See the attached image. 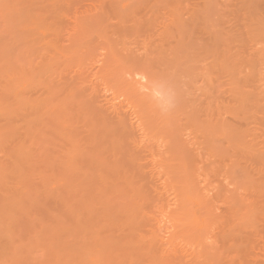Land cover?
Masks as SVG:
<instances>
[{"label": "bare ground", "instance_id": "1", "mask_svg": "<svg viewBox=\"0 0 264 264\" xmlns=\"http://www.w3.org/2000/svg\"><path fill=\"white\" fill-rule=\"evenodd\" d=\"M44 1L46 3L51 2L50 4L54 7L51 6L50 8L42 9L40 7L41 10L38 11L40 12V14H38L37 16L40 15L43 21L49 20V22L52 23L53 26H51L48 22L49 25L55 30L62 24L63 21L61 22V18L63 16L65 17L64 13H66V11L59 9L60 5H63V3L65 5L66 3L64 2V0ZM78 1H76V4ZM130 1L128 0V2ZM238 1H240L241 3H238L236 0V2L238 3V6L236 3V8L239 7L244 12L258 9L259 5H261V3L259 2L260 0L256 2L260 4H256L252 0ZM242 1L243 4L245 3L244 6H242ZM249 1L251 2V4L253 3V5H256L253 6L251 4H248ZM73 2L74 1L70 2L71 5H75L74 7H76V4H72ZM95 2L94 4L96 5V8L93 6L92 7L96 10H99V13L101 12V14L103 13L105 15L103 16L104 18L102 17L103 19H105L104 21H102L103 19H93L92 17V19H89L91 22L88 24L87 22L89 21L87 20L86 22V19H88L86 18V14L85 16H81L86 18L84 19V21L83 18L82 20L78 18L80 17L79 14H81L83 11L81 13L78 12L79 14L76 16L74 15L76 17H74L76 19V22L72 27V31H74V33L86 35L88 34L87 30L91 25H95V27H97L94 28V34H91V36H89L87 40L82 42V45L90 47L93 44H106L105 51L107 54H110H108L109 56H112L111 62H113L118 68L124 67L129 60L137 58H141L142 60L143 58V63H141L142 68L140 69H142L141 71L144 72L143 70H145L144 68L146 66V70L151 66L153 67L152 60L156 58L159 62L157 63V60L155 61L156 63L154 65V68H163H160L161 73L165 74L164 76L174 83V89L177 88L176 91H178L179 95L181 96V98L179 97L181 99V107L178 108L180 114L175 111V113L178 114V116L176 115V117L175 113H173L176 118H172L175 119H172L171 116H165L161 118V123L162 125L164 124V127H158V129L160 130L162 135L164 134L166 137H164L163 135V141H158V134L156 133L157 135L155 136V133L153 134L152 132L157 128L154 126L153 121H151L147 117L152 107L148 105V101H144L143 99L136 96L138 88L135 86V83L137 85V82H127V84L120 90V93L126 98H129L131 104L135 106L136 112L141 119V125L144 127L143 130L146 131L145 136H147L148 134L151 139L149 137L148 138L152 142L155 139L156 141H158V143L164 142V146H166L167 148V153L165 154V156H168H166V159L163 156V159H160L159 161L164 162V159L165 161H168L170 159H173L174 161L175 158H177H174V156L176 155V151H180L178 149V147H181L180 144L183 143L181 148L186 147L187 142L184 143V141L187 138H192L191 142L189 141L187 144H191L192 142L196 144V148L191 146L193 150L192 153L195 152L194 149L202 150L198 151L200 152L199 156L197 155L196 151V154H192L195 156L191 155L189 159H186L187 155L184 159V157L181 156L183 155V153L180 155L181 160L176 159L179 160L180 163L183 159L185 161L188 160L186 163L183 161V163H181V167H178L179 170L182 168V166L183 169L186 167L190 169L189 171H187L188 173H190V176L187 175V178L189 177L188 179L182 178L185 177L184 174L185 170H188L187 168L184 171L183 169L181 170V172H184V174L182 173L183 175H178V173L175 172V170H177L178 168H174V165L176 163H172V168L175 169L174 172L170 167V164L168 165L167 163H165V165H163V167L167 170L169 168L172 169H169L167 171V182L171 183L169 189H172L170 190L171 193L168 192L167 194L172 196V199H165L162 205L161 203H158L157 205H161V207L163 208V212L169 214V216L172 217L171 220L174 226L172 224L171 225L175 230L177 228L178 235L183 236L187 234H193L199 237L198 239L200 240V242L194 246L196 250H198L199 248L201 250H205L208 246V238H213L214 218V230L216 231V233H218L217 235L220 237L223 246L228 249H233L234 251H237L239 253L246 254V252L248 251L247 247L252 244V239L258 232L255 227H253V225L249 226V224L247 223V217L250 218V215L249 213L244 212L243 206L247 204L246 201H248V199L250 200V198L252 197L250 200V202L253 201L251 203L252 206L250 207L251 210L253 209L255 211L256 208H261V206L263 210L264 189H262V187H264V177L262 176H264V150L258 148V144L255 143L256 141H253L250 137L252 133L248 128L249 122H245L243 124L241 123V119L245 118V114L247 115L248 111L256 113L258 110L260 113L263 112L264 114V108H262L263 110H261L260 107L262 105V103L260 105V102H263L264 99L263 20L261 19V21L258 16V18L256 16L253 17V15L249 16L250 18L256 17L255 19H257V21L259 19L258 22L256 20H252L258 24L261 21V23L259 25L257 24L258 26H256V23L250 20L256 27V30L253 29L255 30V35L253 36V38L260 37L259 40H249V38L246 39L248 36H245V38V34L241 33V31L239 33L241 35L237 34L236 36V34L234 35L235 32L232 31L231 33L229 32L228 37L225 39H223L224 36H220V38L218 37L216 38V40H213L215 39L213 38V29L210 28L208 22L207 23L209 27L207 26L206 21L208 20L204 19L205 17L208 19V16H203L204 18H201L203 23L202 24L200 23L201 20L197 16V13L199 12H197L192 16L198 17V24H201V26L199 25L197 28L201 31L200 34H197L199 35V37H197L196 35L197 38L193 37L194 39L191 40L186 39L185 37H178L177 40L175 42L173 41L172 43L165 40V35H163L164 38H162V34L160 35V37H156V39H151L149 35H146L145 32L147 33L148 29H145L146 27H149L143 22V19L139 18L140 16L136 11L135 13L138 15V19L136 18L137 20H135V25H137V27H135L134 22L133 24H131V22L129 21L130 19H128V17H124L122 15L121 9L119 10V6L117 4L119 3L118 1H116L117 3H115V1L112 0H95ZM46 3L43 2V6H45ZM120 3L121 7L125 5L127 6L129 4L123 3V5L122 2ZM240 4L242 7L240 6ZM138 6L136 5V7ZM262 6L263 8H261ZM92 7L91 9H93ZM261 7L259 8L260 12L261 9L263 11L264 4L261 5ZM133 8L134 7H132V11ZM90 10L87 9V12H89ZM118 10L121 11V13H118ZM92 11L90 12V14L92 13ZM99 13L94 14L99 15ZM253 13L255 14L254 11H252V14ZM246 16L248 17V13ZM43 17L45 20L43 19ZM89 17H91V15ZM260 18H262V16H260ZM193 19L194 21L196 20V18ZM249 19H247V23H249ZM243 20H241V22ZM137 22H140V24ZM142 23H144L146 27L142 25ZM244 23L246 24V22ZM35 24L38 25V23ZM108 24H111L112 27H109ZM198 24L196 23V26ZM141 26L145 28L143 29L141 28ZM254 26H251L250 28L252 29V27ZM257 27H260L261 29H257ZM193 29L196 30V28ZM199 30H197L198 33ZM247 30L248 29L246 28L245 32H247ZM259 31L261 33H259ZM251 33H254V31ZM140 38L144 39L140 40ZM157 38H159V40H157ZM195 39L197 40L195 41ZM86 43H88V45L90 44V46H88ZM194 43H196L197 45H195ZM79 47H81V45ZM79 47L74 49L75 52L71 51L72 53H66V51L60 48V44L57 39L51 40L44 45V48L47 49V52L50 55L52 63H50L46 69L43 68L41 70L43 74L39 73V71L36 72L35 69H31L33 72L30 71L21 75V77L25 79L26 91L30 92V90H34V88L37 90H43V93L40 94L38 98H33L26 106L15 107L13 105V99L19 98V96L14 97L12 95V87H10L11 82L14 80V78H16V75H10L6 68H2L0 70V113L3 116V120L0 121V151L3 153V157L5 158L4 164L0 162V171L5 172V180L0 186V222L3 221L2 224L3 227H5L3 228L2 225H0V236L6 239L5 244L0 246V253L4 254L8 252L14 264H26L28 261L29 264H31L30 259L27 258V256L29 257V251L35 248L41 249L43 251L45 250V254L46 256H48V264H50V261H52V264H57L58 261H60H57V259L55 261V258L54 260H51L53 259L54 254H57L55 255V257L58 256L59 258H61V262L63 261L60 264H132L131 262L134 260H140V264H158L157 262L159 259L164 260L166 264H175V260H173L172 256H170L169 251H166L163 247L161 248V246L156 243L158 239L157 234L160 230L157 229L156 231H154L155 229L152 227L153 221H151V219H153L151 218L153 217V213H149L153 210L151 209L152 205L154 207V204L156 205V201L159 198H162L163 195H165V198H168L169 195H166L164 193L167 192L166 190L169 191V189L165 187V189H167H164L165 191H163L160 188H156L154 190L150 188L151 190H153L151 191L149 188L144 189V185L139 186L138 188V184L141 185V183L137 184L136 182V178L139 172L134 169L135 167H137L136 163L138 162L135 160L138 157L137 155H134V153H132L133 150L131 151V147H129L131 149L127 148V143H136V139L126 128L124 122L118 121L119 123H114L113 120L112 122L110 118L107 117L99 108L94 107L93 102L87 108L85 107L86 105L83 107V109L82 106L81 109L78 106L77 110L79 111V113L75 114L77 110L72 111L74 112L73 114H75V116H73V114L68 115L67 108L64 111H56L54 114H52V106H64L63 102L66 101L65 99L67 96H70L71 98L73 96L75 97L76 92H79V90H83L80 89V87H77L79 86L77 85L79 84L78 82H71L67 84L65 82H62L64 76L63 74L68 73L66 72L68 71V69H66V66L68 64L74 62L76 59H78V62L81 64L80 61H82V58L80 59L79 55L81 51L86 50L87 47H85L84 49L83 47H81V50H79ZM77 49L80 52H78ZM182 51L184 54H187L185 55L186 59L181 57L180 52ZM147 63L149 65L151 63V66L149 67ZM80 64L78 65L80 66ZM157 64H160V67ZM71 68L72 67H69V70ZM151 68L148 70L151 71L153 69ZM159 70L157 71V73L159 72ZM162 70L164 71L162 72ZM135 71L136 70H134L133 72ZM153 71L155 74V69ZM146 72L148 71H145V73ZM132 74L134 75H132L133 79L135 78V73ZM152 74L153 73H151V77H153ZM19 75L20 74H17V76ZM141 75L143 76L144 73H142ZM151 77H149V79ZM132 79L130 81H132ZM224 87H226L225 90ZM76 89L77 91L75 92L74 90ZM223 92L224 94H226V97H223ZM71 93L74 95L72 96ZM80 93L82 92L80 91L79 94ZM175 93L177 94V92ZM84 96L85 95L81 96L82 101H84ZM70 97H67L69 101L71 100ZM42 100L44 101V103H46V107H44V109L38 108L35 104L36 102H41ZM87 100L88 99L86 98V101ZM69 101H67L65 104H68ZM75 106L76 105L74 104V107ZM74 107L72 106V108ZM262 107H264V102ZM251 109L257 110L255 112ZM69 112L71 111L69 110ZM252 113L250 115L251 117H248L249 121L250 119H254L256 117V115ZM263 114L261 113V116H263L264 119ZM175 122H179L181 124L182 128L179 127L180 131L179 128H177L179 132L176 130L177 123ZM82 124H86L89 127V132L86 135H79L73 128ZM65 125H69L71 127L69 134H64L65 132L63 129ZM155 137H157L158 139ZM69 138L72 140V142L74 141L72 145L73 147H70V151L61 153L60 151L53 149L55 148V144ZM213 138L215 139L214 143ZM262 139V143L264 145V138ZM154 142L153 144H155ZM213 144L216 146H213ZM32 146L39 147L41 150V155L44 158L42 162L35 167V170L31 165L33 161L31 160L30 152L28 154V149L32 148ZM160 147H162V145ZM82 148L83 150L85 149L84 151H87L94 159L90 155L87 157L88 153L86 154V156L84 155V157H86V160H82L84 161L82 162V164H80L81 160L78 163L81 166L75 163V165L80 167L78 168L79 172L77 174V172L74 171L76 168L74 167L75 165L71 163V157L74 153L78 152L79 149L82 150ZM153 151L151 155H154L156 157L157 155L162 154L161 152H159L161 154L157 153L156 155V152L153 153ZM201 153L203 155H201ZM185 154L186 153H184V156ZM187 154L189 153L187 152ZM95 156L97 158H95ZM54 159H56L59 164H57ZM95 159H98L99 163L94 162ZM111 159H114V161L118 160V162L120 163L115 162V164ZM213 160L215 163H213ZM257 160L260 161L256 163ZM163 162L161 163V165L163 164ZM250 162H252L253 164H251ZM209 163L211 164L209 165ZM116 165L117 167H119L118 165H120V168L118 169L122 170L123 174L121 173L119 175V173L116 172L118 170L117 167L115 168ZM178 165L180 164H177L175 166ZM258 165H260L261 167L259 166V168ZM249 169H251L252 172L255 173L256 171L260 170L257 172L258 174L259 172H263L262 175L259 174L261 175V178L257 174H255V176H258V179L255 176L253 177L256 179V182H254L257 183V181H260L262 187H260L261 185L259 182L257 184L252 182L250 180L253 179L252 177L248 180L249 175L252 176V172H248ZM113 171L115 172V174L112 175L111 172ZM72 172H76V174L78 175V179L77 175H72ZM187 172L186 174H188ZM46 173H54V175L57 174L58 177L62 178H59L58 181L59 183L61 182L62 185L61 187L63 189V198L60 199V196H47L48 200L42 198L43 194H47V190L49 188L52 189V191L57 188V184H55V182L53 183L51 180L43 177V175H45ZM161 173L164 172L161 171ZM247 173L249 174L248 176ZM36 175H39V177L37 178L39 179V185H34L33 188L23 186L25 181L33 180V177ZM66 175H70L72 176V178L70 176H68L67 178ZM69 177L71 180L69 179ZM65 178L68 180L67 183H69V185H67V183L65 182ZM216 178H218L217 180L220 179L219 181H217V183L215 182ZM122 179H125L123 182L124 184L122 183V185H124L125 187L124 190H128L130 192L128 194H132L131 196H133V198L130 197L132 199V201H130L131 204L133 201H135V199H137L135 201L137 203H135V205L127 206L123 204L125 201L123 200L121 201V204L125 206H122L120 204V206L117 205L115 207L113 205V207H110L108 204L111 201L113 202V199L116 197V195L114 196V194L118 193L116 191H119ZM213 180L216 184H218V188H216V192L218 190L217 199L216 197L214 199L213 197L215 195L211 193V191H215L214 188L216 187L213 186ZM142 181L140 179V182ZM249 181H251L255 185H253ZM203 183H205V185H203ZM49 184H55L56 186L54 185L55 187L53 186V188ZM142 184H144V182ZM208 185L211 186L212 189ZM63 186L66 187V189H64ZM124 187L122 186L121 188ZM208 187L210 188V190ZM260 189H262L263 193L260 191ZM122 191L121 193H123ZM239 192L242 193L239 194ZM210 193L212 195H210ZM14 194H18L20 196V202H18L13 209H9L6 206L4 200L5 198L10 197ZM124 194H126V192ZM117 195H119V193ZM107 199L112 200H108L107 203ZM213 199L215 201H213ZM118 200L120 199L118 198ZM152 200L155 201L154 204L152 203ZM160 200L161 199H159V201ZM216 200L217 202L219 201V204L223 203L224 205L228 206L227 209H225L226 212H223L224 214L221 213L220 215L222 216L219 217H216L215 213V215L213 214V212H216L215 209L213 210V205L217 206V204H215L217 203ZM255 205H259L260 207H256ZM253 207L256 208L254 209ZM55 212H58L57 216L59 218L57 219L59 220L56 225L57 228L54 226L56 230H53L51 232V235L49 233V236H46L49 238H53L51 242L54 240L52 243L55 242L56 244H54L55 246L57 245V247H53L51 242H47L46 239L48 238L39 239L40 237L37 238L38 236H35L36 234H34L36 232L35 230H37L38 228V226H36V223L39 224L42 222L41 226L44 225L43 221L47 223V219L45 220L44 217ZM32 214L34 216L37 215V217L41 216L38 218L43 221H40V219L38 222H35V220L33 221V219H35L36 217H33ZM260 214H262V217H264V211H262ZM149 218H151V224L148 221ZM258 218H260L261 221H264V218H261V215ZM109 230L112 231L111 235ZM120 231H122L123 233ZM113 232H119L120 234H116L118 235V237H115L116 235L114 236ZM8 233H10V236L8 235ZM52 233L55 237H52ZM128 233H134L133 237H128L129 235H126ZM64 234H70V239L71 235H73L72 238H75L77 236V239H79V236L80 238L82 237L84 239L86 234L88 236L90 235V238H88L87 235L86 238H88V241L89 239H92L90 241L91 244H89L90 242H87V244L85 243V245L83 244L84 242L82 243L80 240L79 241L82 244H79V241L77 242L76 239H73L72 242L75 241L77 247L79 245L80 246L77 250V247L74 244L73 246H75V249H72V246V248L68 246V244L70 243L66 245V242H64ZM32 236L34 237V239ZM99 238L104 240L100 241ZM35 239L37 240V245L34 242ZM39 240L40 242L44 240L42 242L43 244L46 241V248L43 244V246H38L41 245L39 244ZM48 240L50 241V239ZM84 240L86 242V239ZM23 241H26L25 244L27 245L29 243L28 241H32V243H35V245L33 244V246L29 243V251H27L28 249L24 248V246L21 245L24 244ZM72 242L71 244H73ZM96 242H102L103 246L105 247L104 249L102 248L103 250L99 251L98 254H95L94 252L93 254L91 253V249L89 248L92 244L97 246L95 244ZM49 244L51 245L49 246ZM88 244L90 245V247ZM81 245L85 246L82 247ZM59 253L61 255H59ZM208 260L209 258L207 257L206 261ZM53 261H55L56 263H54ZM244 261L248 262L247 260ZM256 264L264 263L256 262Z\"/></svg>", "mask_w": 264, "mask_h": 264}, {"label": "rangeland", "instance_id": "2", "mask_svg": "<svg viewBox=\"0 0 264 264\" xmlns=\"http://www.w3.org/2000/svg\"><path fill=\"white\" fill-rule=\"evenodd\" d=\"M8 1L7 0H0V70L2 68H4V69L6 68V70L9 72L10 75H12V74L16 75V78H14V80L11 82L10 87H12V89H11L12 90V95L14 97L19 96V98H14L13 99V105L15 107H21V106H26L33 98L34 99L38 98L40 96V94L43 93V90H37L35 88H34V90L36 92L34 90H30V92L26 91L25 79L23 77H21V75L23 73L30 72L33 69H35L36 72L39 71V73L43 74L41 70L43 68L46 69L48 67V65L50 63H52L50 55L47 52V49L44 48V45L47 42H50L51 40L57 39L59 41L60 48L63 49L64 51H66V53H70L71 51L75 52L74 49L78 48L80 45L84 49L87 46L86 45L83 46L82 42L87 40V38L89 36H91V34H94V32H95L94 28H97V27H95V25H91L89 27V29L87 30L88 34H86V35L85 34L81 35V34L74 33V31H72V27L74 26V24L76 22V19H75L76 17L75 16L83 11L81 14H79V16L80 17L81 16H85V14H86V18H88V19H86L85 17H81V18L78 17V16L77 17L79 19H81V20L83 18V21H84V19H86V22L88 20L89 22H87V23L89 24L91 22L89 19H92V17H93V19L96 18V19L101 20V19L104 18L103 16H105V15L103 13L101 14V12L99 13L98 12L99 10L95 9L96 8L95 7L96 5L94 4L95 0H91V1L90 0H79V1L76 0V1L80 2V3L77 2V4H76L75 0H70V1L69 0H64V2L66 3L65 4L66 6L63 3V5L62 4L60 5V8L59 7H57V8L66 11V13H64L65 17L63 16L61 18V22L62 21L63 22L59 26V28L55 29L56 30L55 31L53 28H51V26H53V25H52V23L49 22V20L46 21L44 19V17H43V19L45 20V21H43L40 15H39L40 18H39V16H37L38 14H40V12H38V11L41 10L42 8H50L51 6H53V5L50 4L51 2H47L48 3V5H47V3L44 0H28V1H25V0H18V1H16V0H8ZM71 1L75 2V3L73 2L72 4H76V7H74L75 5L74 6L71 5V3H70ZM112 1H115V3H117L116 1L119 2V3H117L119 7L118 6L117 7L119 8V10L121 9L122 15L124 17H128V19H130L129 21L131 22V24H133V22H134V25L136 24L135 20L138 19V15H139L140 16L139 18L143 19V22L145 24H147V26L149 27V28H147L144 25V23H142V25H144L146 27L145 30L148 29V32L147 33L145 32V34L149 35L151 37V39L152 38L156 39V37H160V35L162 34V38H164L163 35H165L166 36L165 40H167L169 42H172V43H173V41L175 42L178 37L179 38L185 37L186 39H190V40L194 39L193 37H195V38L199 37V35H197V34H200L201 31L199 29H197V28H198L199 25L201 26L200 23H202L201 18L203 16H208V19L206 17L205 18L203 17V18L208 20V21L205 20L206 23L208 22L209 25H210V28L213 29V38H215L213 40H216V38H218V37L220 38V36L221 37L224 36L223 39H225V38L228 37L229 32L231 33L232 31L235 32L234 35L236 34V36H237V34L241 35V34H239L240 31H241V33L245 34L244 37L248 36L247 38L245 37L246 39L249 38V40H253V39L254 40H259L260 37L253 38V36L255 35V30H256L255 29L256 27L254 26V23H256V22L252 21V20H256L257 21V19H255V18L258 16L259 19L260 20L262 19L263 21L262 20L261 21L264 23V19H263L264 9H263V11L261 9V12L259 10L261 5L264 4L263 0L259 1L261 3V5H259V8L257 7L258 9L249 11L250 13L248 11L244 12L239 7L236 8V3L237 2L241 3L238 0H237V2H236V0H133V1L129 0L131 2V4H130V2H128V0H124V1L123 0H112ZM243 1H242V4H243ZM252 1H254V3L258 2V0H252ZM43 2L46 3V5L44 4L45 6H43ZM120 2H122V4L123 3H127V4L129 3V4L127 6L125 5L126 7L125 6L121 7L120 6V4H121ZM132 2H134V3H132ZM249 2H248V4H251V2L250 3ZM67 3H68V5H67ZM238 3H237V6H238ZM260 3H256V4H260ZM6 4L8 5L9 8L7 7ZM135 4L137 6L138 5L139 6L136 7ZM244 4L242 6H244ZM69 5L71 7L72 6L73 7L71 8ZM131 5H133V6H131ZM251 5H253V3ZM255 5H253V6H255ZM11 6H12V8H11ZM92 6L95 7V8H93ZM240 6H241V4H240ZM40 7H41V9H40ZM89 7H90V9H91V7L93 9L90 10ZM132 7L136 8V9L133 8L134 13L132 11ZM70 8H71V10H70ZM261 8H263V6ZM87 9L90 10V11L87 12ZM92 10H94V11H92ZM119 10L117 12L121 13V11H119ZM91 11H92V13L90 14ZM135 11L137 12L138 15L135 13ZM252 11H254L255 14L254 13L252 14ZM97 12L99 13V15H96V14H98ZM117 12H114V13H117ZM197 12H199V13H197ZM75 13H77V14H75ZM87 13H89V14H87ZM94 13H96V14H94ZM196 13H197V16L199 17V19L201 20V22L199 24H198V22H199L198 17H195V16L193 17L192 16V15H195ZM200 13H201V15H200ZM247 13H248V17L246 16ZM92 14H94V15H92ZM128 14H130V15H128ZM135 14H136V17H135ZM88 15L89 16L91 15V17H89ZM234 15H236V16H234ZM250 15L251 16L253 15V17L254 16H256V17L255 18H253V17L250 18L249 17ZM260 16H262V18H260ZM116 17H117V15H116ZM129 17H131V18H129ZM193 18H196V20H198V21H196V20L194 21ZM247 19H249V23H247L248 22ZM259 19H258V21H259ZM104 20L105 19H103L102 21H104ZM241 20L246 22L247 25L243 21L241 22ZM250 20L252 22H254V23H252ZM93 21H95V20H93ZM261 21H260V23H261ZM48 22L50 23L51 26L49 25ZM240 22H241V24H240ZM35 23H38V25H36ZM92 23H94V22H92ZM137 23L140 24V22H137ZM196 23L198 24L197 26H196ZM208 23H207V26H208ZM257 24L258 23H256V26L259 25V24L258 25ZM251 26H254V27H252V29H251L250 28ZM109 27H112L111 24L109 25ZM135 27H137V25H135ZM263 27H264V25H263ZM141 28H143V27L141 26ZM193 28H196V30H194ZM241 28H243V29H241ZM246 28L248 29L247 32H245ZM258 28L261 29L260 27H257V29ZM253 29H255V30H253ZM142 30H141V32H142ZM197 30H199V33H198ZM149 31H150V33H149ZM250 31L251 32L254 31V33H251ZM259 33H261V32L259 31ZM180 35H181V37H180ZM196 35H197V37H196ZM142 39H144V38H142ZM142 39L140 38V40H142ZM157 40H159V38H157ZM196 40L197 39H195V41ZM86 44L88 45V43H86ZM194 44L197 45L196 43H194ZM105 45L103 43L102 44L100 43V45L99 44H93V45L90 46V44H89L88 46H90V47H87L86 50H82L80 55H79L80 59L82 58V61H80L81 64L78 62V59H76L74 62H72V63H70V64H68L66 66V69H68V71H66V72H68V73H64L63 74L65 77L63 76V81L62 82H65L66 84L67 83H71V82L72 83H77L78 82L79 84H77V85H79V86H77V87H80V89H83V90H79V92L81 91L83 94L82 93L79 94V92H76L77 91V89H76L74 91L76 93H78V94L75 93V97L73 96L74 94L71 93L72 96L74 97V98L72 97L73 100H72V98L70 96L66 95L68 98L70 97L71 100L69 101V99L66 97V99H65L66 101L63 102L64 106H62V105L61 106L60 105L59 106H52L51 107V110L53 111L52 114H54L56 111L57 112L64 111V110H66V108H67V111H68V115L69 114H73L74 112H72V111H76L78 109V106H79L80 109H81V106H82V109H83V107L86 105L85 107L87 108L93 102L94 107L99 108L107 117L110 118L111 121L113 120L114 123H119L120 121H123L124 125L126 126V128L129 130L130 133H132L133 137H135V139H136V143L128 142L127 143V145H128L127 148L128 149L132 148L131 149V151L133 150L132 153H134V155H137V157H138L135 161H137L139 164L136 163L137 167L134 168L136 171L139 172V173L137 172L138 176L136 178V180H137L136 182H137V184L141 183V185L138 184V188H139V186L144 185L143 186V188L145 187L144 189H147V188L150 189L151 188V189L154 190L156 188H160L163 191H165L167 188L169 189L170 184H171L170 182H167L168 181V179H167V176H168L167 175V171L173 167L172 165L176 163L175 165H177V164H180V165H178V166L174 165V168L181 167V163H183V161L185 163L188 161V160L187 161L184 160L186 155H187L186 159H189V157H191V155L194 154V153L196 154V151H197V155L199 156L200 152H198V151L201 150L199 148H198L199 150L194 149V148H196L195 147L196 144L194 142H192L191 144L190 143L187 144L189 141L191 142L192 138H190V139L187 138L186 139L187 141L186 140L184 141V143L187 142L186 143V147L181 148L182 144H183L182 141L184 140V138H183V140L181 141L182 144H180L181 147H178V149L180 151H176V155L175 154H174L175 156L173 155L174 158L177 157V158H175V160L176 159H180L181 156H183L184 159L181 161V163L179 162V160H176L177 161L176 162L175 160L173 161V159L165 161L166 156H168V155L165 156V154L167 153L166 152L167 148H166V146H164V142H159L162 145V147H160L161 145L158 143V141H163L162 140V136L164 135V134L162 135V133L158 129V127L160 128L161 126L164 125V124L162 125V123H161L162 122L161 118L165 117V116H171V118L175 117L176 115L178 116V114L175 113V111H177L179 113L178 108L181 107V105H180L181 104V99H180L181 96L179 95L178 91H176L177 88L174 89V87H175L174 83L171 82V80H169L168 78H166L164 76L165 74L161 73V69H163V68H161L159 66L160 64L159 65L157 64V65L161 69L158 68L157 66L156 67L158 69L154 68V65L156 63L155 61L157 60L156 58H154V59L152 58L153 59L152 60L153 67L151 66V63H150V65L147 63L149 67L151 66L153 68L152 69L150 67L152 69L151 71L148 70L150 68H148L146 70L147 66L144 68L145 69V70H143L144 72L141 71L142 69H140V68H142L141 67L142 66L141 63H143V61H142L143 58H142V60H141V58L129 60L124 67H119L118 68V67L115 66V64L113 62H111L112 61L111 60L112 56H109L110 54L108 53L109 54L108 55L106 53V51H105L106 46ZM81 47H79V50H81L80 49ZM79 50H78V52H80ZM180 53H181V57L186 59L185 55H187V54H184L183 51L180 52ZM76 56H78V55H76ZM158 62L159 61L157 60V63ZM78 64H80V66ZM69 67H72V68L69 70ZM154 69H155V72H156L155 74H154V71H153ZM134 70H136V71L133 72ZM158 70H159V72L157 73ZM145 71H148V72L145 73ZM163 71L164 70H162V72ZM132 73H135L136 81H135V78H133L134 79V81H133V79H132V75L133 74ZM142 73H144L143 76L141 75ZM151 73H153L152 74L153 77H151ZM17 74H20V75L17 76ZM146 75L148 76V78H147ZM149 77H151V78L149 79ZM131 79H132V81H130ZM127 82H130V83L131 82H137V85L135 83V86L138 88L136 96L138 98L143 99L144 101H148V105H150L152 107L151 110L149 109L150 111H149V114L147 115V117L151 121H153L154 126L157 128L155 131L154 130L152 131L153 134L155 133V136L158 134L157 137L159 138L158 139L157 137H155V138L158 139V141H156V139L154 138L155 139L154 141H156V142H154V141L153 142L155 144H153V142L151 140H149V138L151 139V137L148 136V134H147V136H145L146 135V131L143 130L144 127L141 125V119L138 116V113L136 112L135 106H133V104H131V102L129 101V98H126L125 96H123L120 93V90L127 84ZM138 82H139V84H138ZM132 84H134V83H132ZM81 87H83V88H81ZM216 87H217V85H216ZM225 88L226 87H224V90H225ZM222 91H223V89H222ZM175 92H177V94ZM222 94H224V92ZM82 95H85L84 96V101L81 100V96ZM87 96H89V97H87ZM223 97H226V94H224ZM86 98L88 99L87 100L88 102L89 101H91V102L88 103L86 101ZM67 101H69V103L65 104ZM83 102H86V103H83ZM263 102H264V99H263ZM263 102L261 101L260 105H261V103L263 105ZM73 103L76 105L75 107H74ZM35 104L40 109H44V107H46V103H44L43 100L41 102H36ZM69 105L70 106L72 105L74 108H72V106L70 107ZM262 105L260 106L261 110H263L262 108H264V107H262ZM68 106H69V108H68ZM69 110L72 113L69 112ZM251 110L256 112L257 109L256 110L251 109ZM76 113H79V111L77 110L75 112V114ZM173 113H175V116L173 115ZM251 113H252L251 111L250 112L248 111L247 115L245 114V118L241 119V123L244 124L245 122L246 123L249 122L248 123L249 124L248 128L250 129V131L252 133L250 135V137L252 138L253 141H256L255 143L258 144V148H260L261 150H264V148H263L264 145L262 143V140H263L262 138H264V119H263V116H261V113L263 114V112L260 113L258 110H257L256 113L253 112L252 114H255L256 117L254 119H250V121H249V118L251 117L250 116ZM75 114H73V116H75ZM175 118H172V119H175ZM1 120H3V116L0 113V121ZM175 123H177V122H175ZM178 123L176 124V130L177 131H178L177 128L181 127V124L180 123L178 124ZM163 127H161V128H163ZM73 128L79 135H86L89 132V127L86 124H82V125H79V126H76V127H73ZM63 130L65 132L64 134H69L70 130H71V127L69 125H65ZM174 130H175V128H174ZM177 131H176V133H177ZM179 131H180V128H179ZM164 137H166V136L164 135ZM184 137H185V135H184ZM214 138H213V143L215 141ZM73 143H74V141L72 142V140L70 138L69 139H64L60 143L55 144L54 145L55 148H53V149L54 150L56 149L57 151H60L61 153H66V152L71 150L70 147L73 145ZM155 145H156V147H155ZM191 146L194 147L193 149H194L195 152H193V153H192L193 150H192ZM213 146H216V145L213 144ZM129 147H131V148H129ZM155 148H156V150H155ZM178 149H176V150H178ZM84 150H83V148H82V150L79 149L78 152H76V153H74L72 155V157H71L72 162L71 161L70 162L73 165H75V163H77V165H80V164H82V162H84L82 160H86V157H84V155L86 156V154L88 152L87 151L85 152ZM187 150H189V151H187ZM152 151H153V153L156 152L155 153L156 155H157V153L158 154L162 153V154L161 155H157V157H156L154 155H151ZM29 152H30V155H31V160L33 161L31 165H32V167L35 170V167L37 165H39L44 158L41 155V150H40L39 147H35V146L33 147L32 146V148L28 149V154H29ZM159 152H161V153H159ZM187 152L189 154H187ZM178 153H179V155H178ZM182 153H183V155H181ZM184 153H186L185 156H184ZM89 155L90 154L88 153L87 157ZM201 155H203V154L201 153ZM163 156H164L165 159H164V162L162 161L163 164L161 165L162 162H160L159 160L160 159L162 160ZM192 156H195V155H192ZM95 158H97V157L95 156ZM80 160H81V162H80ZM111 160L114 163L115 162L116 163H120V162H118V160H115V161H114V159H111ZM54 161L57 164H59V162L56 161V159H54ZM258 161H260V160H257L256 163ZM0 162L2 164H4V162H5V158L3 157V153L1 151H0ZM79 162H80V164H78ZM94 162H98L99 163V160L95 159ZM159 163H160V165H159ZM165 163H167L168 165L170 164L171 168H169L168 170L165 169L163 167V165H165ZM213 163H215L214 160H213ZM250 163L253 164L252 162H250ZM210 164L211 163H209V165ZM77 165L74 166V167H76L74 171H76L77 174H78V172H79L78 168H80V167L77 166ZM118 166L119 167H117V165H116L115 168L116 167H117V169L120 168V165H118ZM160 166H162L166 171ZM213 166H214V164H213ZM259 166L260 165H258V167ZM74 167H73V169H74ZM138 168L140 169L141 172L139 171ZM174 168H172L173 172L175 170ZM186 168L188 169V167H186ZM186 168L183 169V166H182V168L180 170L178 168L177 170H175V172L178 173V175L179 174L183 175L184 172H181V170L183 169V171H184ZM160 169H162V170H160ZM118 170L116 172L119 173V175H120L122 173V170H120V169H118ZM189 170L190 169L185 170V174H184L185 177H182V176H179V177L188 179L189 177L187 178V175L190 176L189 175L190 173H188L187 171H189ZM111 171H112V169H111ZM161 171L164 172V173H161ZM258 171H260V170H258ZM258 171H256V173H255V172H252L251 169H249L248 172H250V173L252 172L251 173L252 176L247 173V176L249 175L248 180L251 177L253 178L255 176V174H257V175H259V174L262 175L263 174V172L262 173L259 172V174H258L257 173ZM76 172L75 173L72 172V175L74 174L76 176L77 175ZM113 172H111L112 175L115 174V172L114 173ZM186 172L188 174H186ZM139 175H140V177H139ZM261 175H259L260 178H261ZM68 176H70V175H68ZM68 176L66 175L67 178H68ZM38 177H39V175H36V176L33 177V180L25 181L23 186L24 187L33 188L34 185H39L38 184L39 179H37ZM43 177H45L46 179L51 180L53 183L55 182V184H57V186L55 184L54 185L57 188L55 190H53V191H52V189L49 188L48 190H50V191L47 190V194L46 195L43 194L42 198H44L46 200H48L47 196H55V197L56 196L57 197L60 196V199L63 198L64 196H63V189L61 187L62 185H61V182L59 183V181H58V179L60 177H58L57 174L54 175V173H52V174L51 173H46L45 175H43ZM70 177L72 178V176H70ZM70 177H69V179H70ZM255 177L257 178L258 176H255ZM262 177H264V176H262ZM60 179H62V178H60ZM77 179H78V175H77ZM140 179H141V181L143 179V181L140 182ZM217 179L218 178H216V181H215L216 183H217V181L220 180V179L219 180H217ZM253 179H255V178H253ZM253 179H250V180L252 182H254V181L256 182V179L255 180H253ZM4 180H5V172L4 171H0V186L2 185ZM65 180H66L65 182L67 183L68 180L66 178H65ZM122 180H121V183H120L119 191H116V192L119 193V195H117L118 193L114 194V196L116 195V197L113 199L114 203L111 201L112 199L111 200L110 199L106 200L107 203H108V200H110L112 202V203L110 202L108 204L110 207H113V205L115 207L117 205L120 206L121 201H123V200H125L123 204H125L127 206L135 205V203H137V202H135L137 199H135V197H134L135 201H133L134 203L132 202V204H131L130 201H132L131 198H133V196H131L132 194H128V193H130L128 190H126V191L124 190L125 187H124V185H122V183L124 182L125 179L123 181ZM214 180H213V183L215 185L213 183L212 184H213V186H216V187L214 188L215 191L213 190L214 192L211 191V193H213L215 195V196L213 195L214 196L213 198L215 199V197H216V199H217L218 198L217 197L218 196V194H217L218 190L216 192V188H218L217 187L218 184H216L214 182ZM251 181H249V182H251ZM52 182H50V183H52ZM136 182H135V184H136ZM143 182H144V184H142ZM258 182L260 183V181H257V183ZM254 183H252V184L253 185L257 184V183H255V184ZM49 185L51 187L54 186L52 184H49ZM67 185H69V183H67ZM203 185H205V183H203ZM260 185H261L260 187H262L261 183H260ZM122 186L124 188H121ZM263 186H264V184H263ZM165 187H167V188L165 189ZM209 187L211 188V186H209ZM63 188L66 189V187H64V186H63ZM210 188H209V190H210ZM28 189H30V188H28ZM28 189H26V190H28ZM120 189H122L123 191L120 190ZM262 189H264V187H262ZM262 189H260L261 192H262ZM153 190H151V191H153ZM170 190H172V189H169V191L166 190L167 192L164 193V194L169 195L167 193L168 192L171 193ZM121 191L123 193H121ZM49 192H51V193H49ZM125 192L128 195L124 194ZM263 192H264V190H263ZM211 193H210V195H212ZM241 193L239 192V194H241ZM163 196H162L163 200H162V198H159V199H161L160 201H159V199L157 197L158 200L156 199L157 200L156 201V205L154 204L155 201L152 200V203L154 204V207L152 205L151 209H153V210L151 212H149V213H151V214L153 213V215H152L153 217H151V215H150V217L153 218V219L149 218L148 221H149V223H150V219H151V221H153V223L152 222L151 223H152V227L155 229L154 231H156L157 229L160 230V231L158 230L159 233L157 231V233L159 235L156 233L157 237H158L156 243L159 246H161V248L163 247L166 251H169L170 256H172L173 260H175V264H256V262L257 263H264V221L263 220L261 221L260 218H258V217H260V215H261V218H264V217H262V214H260L262 211H264V205L263 204H262L263 205V210H262L261 203H260L261 208H256V207H260V206L259 205H257V206L255 205L256 209L253 207L255 209V211L252 209L253 212H254L253 213L251 208H250L252 206L251 203L253 201L250 202L252 197L251 198L249 197L250 200L248 199V201H246L247 204H245L243 206L244 212L245 213H249V215H250V218L247 217V223L249 224V226L253 225V227H255V229L257 230L258 233L255 235V237H253L252 244L247 247L248 251L246 252V254H242V253H239L237 251H234L233 249H228V248H225L223 246V244L221 243L220 237L217 235L218 233H216V231L214 230V226H215L214 225V223H215V219L214 218H213V238H208V246H207V248L205 250H201L200 248L198 250H196L194 246L197 243L200 242V240L198 239L199 237L196 236V235H193V234H187V235H183V236L178 235L177 228L175 227L176 228V230H175L174 227H173L174 225H173L172 220H171L172 217H170L169 214L164 213L163 212V208L161 207L163 201L165 199H172V196L169 195L168 198H165V195H163ZM118 198L120 200H118ZM214 199H213V201H215ZM114 200H116L117 202L114 201ZM126 200L127 201L129 200V201L127 202ZM4 202H5L6 206L9 209H11V208L13 209L17 205V203L20 202V196L18 194H14V195H12L10 197L5 198ZM216 202H217V200H216ZM158 203H161V205H157ZM249 203H250V206H249ZM215 204H217V206L213 205L214 206L213 210L215 209L216 212H213V214L215 213L216 217L217 216L218 217L222 216L220 214L223 213V212H226L225 209H227L228 206L224 205L223 203H221L222 205L219 204V201L217 203H215ZM125 205H122V206H125ZM57 213L55 212V213H51V214L46 215V217H44V219L48 220V221L46 220L47 223H45L43 220L38 218V217H41V216L37 217V215L34 216L32 214L33 217H36L35 219H33V221L35 220V222L36 221L38 222L39 219H40V221H43V224H44V225L41 226V224H42V222H41V223H39L40 224V226H39V224L36 223V226H38V228H37V230H35L36 232L34 234H36L35 236H38L37 238H39V237H40L39 239L48 238V239H50V241L48 239H46V241L47 242H51V240L53 238H51V237L49 238L47 236H49V233L51 235V232L53 230H56V228H57L56 225H57V223L59 221V220H57V219H59L58 216H57L58 215ZM214 215H213V217H214ZM56 220H57V222H56ZM0 221H1V219H0ZM2 222H0V225H2V227H3ZM150 224H149V226H150ZM39 227H43V228H39ZM156 227H158V228H156ZM55 232H57V231H55ZM109 232H110V235H111L112 231L109 230ZM109 232H108V234H109ZM120 232H122V231H120ZM113 233H114L113 235L115 236L119 232L118 233L117 232H113ZM122 233H121V235H122ZM124 233H127V232H124ZM9 234L10 233H8V235ZM70 234L69 235L64 234V236H65L64 239L66 240V241L64 240V242H66V245L68 243L71 244L73 239L74 240L76 239L77 242L80 240L82 243L84 242L83 244H85V243L87 244V242H90L92 240V239L91 240L89 239V241L87 240L88 238L91 237L90 235H89L90 236L89 237L87 234L86 235L88 236V238H86V235L84 234L85 235L84 239H86V242H85V240L82 237L80 238V236H79V239H77V236L76 237L74 236L75 238H72L73 235H71V239H70L69 238ZM133 234L132 233L131 234L128 233L126 235H129L128 237H133ZM53 235L54 234L52 233V237H55ZM118 235H116L115 237H118ZM4 236H6V235H4ZM67 236H68V238H67ZM124 237H127V236H124ZM101 238H99L100 241L102 240ZM33 239H34V237H33ZM36 241L37 240L35 239L34 242L37 245ZM43 241L40 242V240H39V244H41V245H38V246H43L44 245L45 248H46V245H45L46 241L44 242V244L42 243ZM80 241L78 243L82 244V243H80ZM5 242H6V239L4 237L0 236V246L5 244ZM21 242H22V240H21ZM25 242H24V244H25ZM28 242L30 243V245H33V244L35 245V243H32V241L31 242L28 241ZM52 242H51V244L53 245V247H57V245L55 246L56 243L54 242L55 243L54 244ZM29 243H28V245L27 244H25V245L21 244V245H23L24 248L28 249V246H30ZM72 243L73 244H71V245L68 244V246L70 248L73 247L72 249H75V246L77 247V244H76L75 241L72 242ZM17 244H18V242H17ZM19 244H20V242H19ZM51 244H49V246ZM74 244H75V246H73ZM89 244H91V242ZM95 244L97 246L92 244L93 245V246L91 245L92 248L89 245V247H90L89 249H91V253L94 252L95 254H98V252L103 250L105 246H103L102 242L101 243L96 242ZM21 245H20V248H21ZM85 245H81V246L83 247ZM47 246H48V244H47ZM78 247H77V250L79 249ZM32 248H34V247H32ZM27 251H29V249ZM27 255H28V253H27ZM29 255L30 256L29 257L27 256V258L30 259V263L31 264H48L49 263V262L47 263V261H48L47 257L48 256H46L45 250L43 251L41 249H36V248L35 249H31V251H29ZM55 255H57V254H54L53 255L54 257L52 256L53 259H51V257H50V259L54 260V258H55V261H56V259H57V261L60 260V261H58L57 264L62 263L63 261L61 262V258H59L58 256H57L58 257L57 258V257H55ZM59 255H61V254L59 253ZM10 257L11 256L9 255L8 252H6L4 254L0 253V264H14L13 260ZM207 257L209 258L208 261H206ZM244 260H247L248 262H245ZM55 261H53V262L56 263ZM139 261L138 260H134L131 263L132 264H140ZM51 262L52 261H50V264H52ZM27 263L29 264V261ZM157 263L158 264H166V262L164 260H162V259H159Z\"/></svg>", "mask_w": 264, "mask_h": 264}]
</instances>
